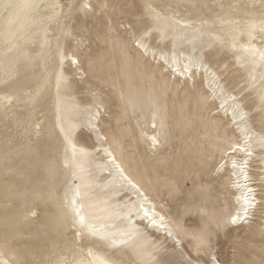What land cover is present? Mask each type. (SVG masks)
I'll return each instance as SVG.
<instances>
[{
	"label": "rangeland",
	"instance_id": "obj_1",
	"mask_svg": "<svg viewBox=\"0 0 264 264\" xmlns=\"http://www.w3.org/2000/svg\"><path fill=\"white\" fill-rule=\"evenodd\" d=\"M55 1L58 13L43 10L39 27L25 30L29 38L15 48L3 39L8 12L0 9V96L13 97L0 106V251L21 264L84 259L89 248L118 264H145L149 253L169 264H264V152L253 138L248 171L258 210L229 224L235 190L226 164L217 169L226 146L239 139L236 128L204 74L179 79L162 59L202 56L220 90L242 97L258 137L264 70L257 68L253 84L252 65L241 63L248 24L264 22V0ZM85 2L91 10L82 9ZM150 9L162 17L166 37L153 31L145 54L134 35L156 27ZM228 21L241 30L235 48ZM200 132L215 141L211 149L199 146ZM151 133L159 135L155 148ZM104 145L166 217L167 238L150 230L137 209L140 197L109 174L98 150ZM73 198L98 235L77 225ZM202 234L209 243L198 250Z\"/></svg>",
	"mask_w": 264,
	"mask_h": 264
},
{
	"label": "snow or ice",
	"instance_id": "obj_2",
	"mask_svg": "<svg viewBox=\"0 0 264 264\" xmlns=\"http://www.w3.org/2000/svg\"><path fill=\"white\" fill-rule=\"evenodd\" d=\"M19 7V5H15L10 2V0H0V9L3 11L7 12L9 9H13ZM24 8L26 9H32V8H38L39 5L32 3V2H26L23 5ZM54 7H58V5H55ZM82 9L83 10H91L92 5L90 3L85 2L82 4ZM103 7H107V5H103ZM150 7V6H149ZM149 16L152 19L153 23L156 25V27H149L142 35L140 36H135L134 35V41L136 43V46L138 48H144L145 54H147V45L145 44V39L151 36V33L153 31H159L161 33V38L166 37V33L163 31L161 27H159V22L161 21L162 17L160 16L159 13H155L154 10L149 11ZM259 32L261 34V42L264 43V22L260 23L259 25L253 24L250 27L249 30V46H246L243 51L246 53V55L243 57V63H241V67L247 68L249 64L252 65V69L250 72V79L253 84L256 83L257 76V68L264 70V47L257 48L254 45L251 44V41H254L256 36L255 33ZM164 59V62L167 64L168 59L166 57H162ZM241 58L238 57V62H240ZM73 64H77L78 61L76 59H72ZM172 63H177L175 58H173ZM192 67H204L203 65V57L199 59L192 58L189 61V64L184 65L183 67V72L187 73L190 72ZM176 68H173V71H176ZM205 72L208 71L207 67H204ZM215 77V73L212 74ZM58 82H59V77H58ZM6 83V82H5ZM259 87L262 89L259 99H260V104L258 108V112L261 113V118H260V133L257 137L256 133L253 132V128L250 127V120L251 117L248 112H245L241 106L240 99L236 96H229L228 99L232 101V103L229 105V107L232 109V123L233 125L239 130L240 135L243 137V140H234L230 142L226 148L224 149V154L221 156L222 161H226L229 159V152L235 155L236 153H242L244 154V159L239 160V159H232L231 160V166L233 169V174L238 177L237 181L234 183V186L241 192V195L237 197V201L241 202V209L237 211L236 215L231 216V222L232 223H237V221L240 220H245L249 214V210L253 207H255V202H256V196H255V190L251 188L248 184V181L250 179L249 174H248V167L250 163V158L253 156V145L251 143V140L253 138H256L257 144L260 147L261 151L264 152V72L261 73L260 75V80H259ZM221 94L224 95L223 88H221ZM213 96L215 97V90L213 91ZM13 100V97L5 94L0 96V106H7L10 104ZM220 108L225 110L227 113V109L225 108V104L222 103L220 105ZM97 111L99 112V106H97ZM155 127V125H153ZM65 141L68 144H72L71 136L70 134L65 135ZM159 135L153 136L151 138V144L152 147L155 148L159 144ZM73 155L76 154V149L73 146L72 148ZM107 151V149H105ZM111 155V153H109ZM262 161H264V155L260 157ZM117 167H119L117 165ZM224 165L221 164L220 168L217 169L219 171L221 168H223ZM238 170V171H237ZM127 179V177H125ZM243 181L241 183L240 181ZM262 182H264V176L261 177ZM131 183V181H129ZM133 187L135 185L133 184ZM77 195L79 196L80 193L77 191ZM76 200L73 199V208L75 210V216L78 218L80 225L82 226H87L89 227L90 232L93 235H98L96 229L94 226L88 225L86 218L81 215L80 210L75 209V204ZM145 216L148 215L147 212L144 213ZM35 215V213H33ZM155 223V221H153ZM80 233L78 232L77 235ZM171 235V233H169ZM197 240V249L205 248L208 246L209 243V237L207 234H202L198 237H195ZM112 243L115 244L116 241L115 239L112 240ZM89 256L93 257L91 260L87 261V264H118L117 261L115 260H110L106 258H101L99 256H95L91 251L89 252ZM0 264H21V261L12 258L9 259L5 257L4 253L0 251ZM58 264H69L68 261L61 260L58 262ZM71 264H85L84 261H73ZM145 264H169V262L164 261L162 259H157L155 255L149 253L148 260L145 262ZM190 264V262H189Z\"/></svg>",
	"mask_w": 264,
	"mask_h": 264
},
{
	"label": "bare ground",
	"instance_id": "obj_3",
	"mask_svg": "<svg viewBox=\"0 0 264 264\" xmlns=\"http://www.w3.org/2000/svg\"><path fill=\"white\" fill-rule=\"evenodd\" d=\"M10 2L15 4V5H19V7L9 9L7 11L8 15L5 18V20L3 21V33H2V35H3V39L5 41H7L9 43V46L12 48H15L19 44H23L29 38L28 36H26L25 30L29 29L31 26H34V25L37 26V28L39 27L38 23L40 22V16L42 15L41 12L43 10H48V13L50 16L56 15L58 13V9H56V7H54L55 5H57V2L55 0H10ZM26 2H32V3L38 4L39 7L38 8H32V9H26L23 7V5ZM42 4H44V6H42ZM225 24L227 26L226 30H227V34H228V38H229V43H230L232 48H235V47H237L238 43H241L240 42L241 30H240L239 26H237L235 23H233L231 21H228ZM253 24H256V23L253 21V22H250L248 24V27L246 29V36H247L248 42L242 43L243 49L246 46H249L250 38H249L248 33H249L251 25H253ZM212 36L216 39H221V35L218 33H212ZM255 36H256V33H255ZM256 38H257V36H256ZM256 38H255V40H256ZM46 39L47 38H46L45 29H42L40 31V38H39L40 46L43 47L46 44ZM255 40L251 41V44L258 48L257 44L255 43ZM141 49L144 50V48H141ZM147 52L149 53L150 50L148 49ZM160 56L162 57L164 55L160 54ZM173 58H175L177 63H175V64L172 63ZM189 61H190L189 53L182 52L181 56L180 55L177 56L176 54H172L171 56H169L168 64H170L172 74L174 76H177V78L184 79V80L187 77L193 79V75H195V74H204L207 86H209V88L212 92L215 90V95H216V93H218L220 91V88L217 86V83L215 80V78H217V76L214 77L212 75L215 72L209 66H207L206 63H203L204 67H207V69H208L207 72H205L204 67H192L190 72L184 73L183 67H184V65L189 64ZM173 68H176L177 70L173 71ZM229 96H235V95H233L230 92H224V95H222L221 91H220L218 98H219V107L222 103L225 104V108L227 109L226 116L229 117V120L232 123V120H233L232 109L229 107V105L232 103V101L230 99H228ZM97 114H98V111H96V114H91L92 119H90V121H89L91 126H93V124H94L93 120L96 119ZM236 132H237V136L239 137L238 140H243V137L240 135V132L237 128H236ZM207 135H209L208 132H204V133L200 132L198 135L199 136L198 144L202 149H211L215 145L214 140H210V139L205 140L204 136H207ZM150 136L152 138L153 136H155V134L151 133ZM105 149H107V151H105ZM98 150H99L100 154L103 156L104 161L106 162V164L108 166L109 174L111 176L115 177L117 182L121 183V186L123 188H125L127 191H130V192L136 194L137 198L140 197L141 202L138 201L139 203L137 205V209L141 215H143L145 218L148 219V223L151 224V225H149L151 227L150 230L152 232H154L155 229H157L160 234H162L161 232H163L164 237L167 238L169 235V232L171 231V227H170L168 221L166 220V217H164L162 213H160L159 211L156 210V208L154 207V204L151 202V200L147 196V194L137 184V182L126 172V170L122 167L121 163L117 160L114 152L107 145L99 147ZM109 153H111V155H109ZM223 154H224V152H223ZM253 155H254V150H253ZM229 157L230 158L227 159L226 161H224L223 163H221L222 162V160H221L219 162V164L220 165L226 164L227 174L229 176H231L232 187L235 190V192H234L235 196L234 197H235V200L237 202V206L235 207V211L232 212V214L230 215L229 220H228L229 224H232L231 216L236 215L237 211L241 209V202L237 201V197L241 195V192L234 186V183L237 181L238 177L233 174V169L231 166V160L232 159L243 160L244 154L236 153L235 155H233L232 153L229 152ZM117 165L119 167H117ZM249 167H250V165H249ZM249 167H248V169H249ZM248 169H247V171H248ZM248 174L250 177L248 184L251 188H253L255 190L254 186L251 183L252 178L250 176L249 171H248ZM125 177H127V179H125ZM129 181H131V183H129ZM240 182L243 183L242 180ZM133 184L135 185V187H133ZM255 196H256V193H255ZM72 202H73V200H72ZM257 202H258V197H256L255 207H253L249 210V214L245 220L252 218L253 215L255 214L256 210H258V203ZM145 212L148 213L147 216H145V214H144ZM81 215H83V214L81 213ZM245 220L237 221V223H242ZM153 221H155V223H153ZM76 222H77L78 226H80V227L82 226V225H80L78 218H76ZM237 223H235V224H237ZM87 224L89 225L88 222H87ZM84 228L89 230V227H87V226H84ZM90 251L93 254H95V256L105 258L101 254H99L98 252H94L92 250V248H89L88 252H87V256L84 259H75V261H84L85 264H87V261H89L93 258V257L89 256ZM59 261H61V260H55L52 262V264H58ZM73 261H71V262H73ZM71 262H69V264H71ZM192 264H201V263L197 262V261H193Z\"/></svg>",
	"mask_w": 264,
	"mask_h": 264
}]
</instances>
